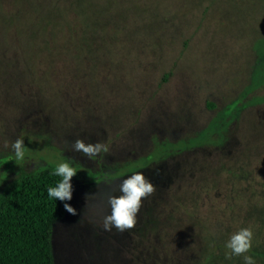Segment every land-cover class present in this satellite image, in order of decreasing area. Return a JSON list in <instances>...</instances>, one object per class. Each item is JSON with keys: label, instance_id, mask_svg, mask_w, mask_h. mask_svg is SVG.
I'll return each instance as SVG.
<instances>
[{"label": "rangeland", "instance_id": "374dc122", "mask_svg": "<svg viewBox=\"0 0 264 264\" xmlns=\"http://www.w3.org/2000/svg\"><path fill=\"white\" fill-rule=\"evenodd\" d=\"M34 1L57 6L59 34L17 59L13 32L0 57V193L22 172L76 168L55 264H203L208 238L225 247L242 227L252 248L228 259L225 247L219 264L264 255V0ZM214 121L204 145L159 155ZM77 139L107 150L89 158ZM134 172L155 191L134 228L103 230L108 195Z\"/></svg>", "mask_w": 264, "mask_h": 264}, {"label": "trees", "instance_id": "16d2710c", "mask_svg": "<svg viewBox=\"0 0 264 264\" xmlns=\"http://www.w3.org/2000/svg\"><path fill=\"white\" fill-rule=\"evenodd\" d=\"M6 5L4 0H0V57L5 56L4 52L8 49L12 53L15 47L10 46L15 40L11 34L13 32L17 33V37L20 36V45L15 48L14 54L17 59L21 50L27 58L38 56L45 50L36 51L37 46L46 44L47 36L54 38L59 34L57 24L60 14L56 5L45 12L34 0H15V3H11L14 12L11 14L3 12L6 11ZM29 63L32 65V61ZM218 126L214 121L188 142L161 147L159 155L166 156L171 150L181 152L196 145H204ZM54 168L44 166L31 172H22L0 193V264H55L52 231L67 211L63 202L50 198L47 193V188L54 186L60 179L53 174ZM150 229L152 231L149 230V233L153 235L155 227ZM207 240L203 264H219L226 249L223 245H215L214 237ZM252 255L258 258L264 256L256 252Z\"/></svg>", "mask_w": 264, "mask_h": 264}, {"label": "clouds", "instance_id": "9594fccd", "mask_svg": "<svg viewBox=\"0 0 264 264\" xmlns=\"http://www.w3.org/2000/svg\"><path fill=\"white\" fill-rule=\"evenodd\" d=\"M7 146V143H6ZM73 149L83 152L87 157L91 158L106 151V147L99 141L95 144H86L84 140L77 139L73 142ZM11 148L16 161L23 160L25 155L24 139L18 137L11 142ZM53 174L60 177L54 186L47 188L50 198H54L63 202L64 209L73 215L77 210L67 201L73 196L72 178L77 174L76 168L69 162L63 160L53 169ZM155 191V186L143 172H134L125 176L119 185V195H108L109 212L102 218L101 227L105 231L116 229L124 232L134 228L137 223L138 213L141 209L142 200ZM253 232L249 227H242L238 231L230 234L225 242V247L229 252L225 253L226 258L230 259L232 255H240L247 253L252 248ZM245 264H256V260L252 255H244Z\"/></svg>", "mask_w": 264, "mask_h": 264}]
</instances>
